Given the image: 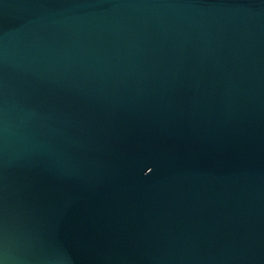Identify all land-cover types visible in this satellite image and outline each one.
Returning a JSON list of instances; mask_svg holds the SVG:
<instances>
[{
  "label": "water",
  "instance_id": "95a60500",
  "mask_svg": "<svg viewBox=\"0 0 264 264\" xmlns=\"http://www.w3.org/2000/svg\"><path fill=\"white\" fill-rule=\"evenodd\" d=\"M0 264H264V0H0Z\"/></svg>",
  "mask_w": 264,
  "mask_h": 264
}]
</instances>
